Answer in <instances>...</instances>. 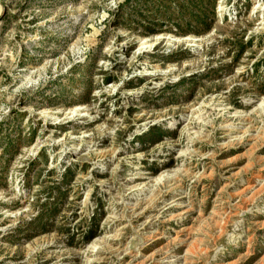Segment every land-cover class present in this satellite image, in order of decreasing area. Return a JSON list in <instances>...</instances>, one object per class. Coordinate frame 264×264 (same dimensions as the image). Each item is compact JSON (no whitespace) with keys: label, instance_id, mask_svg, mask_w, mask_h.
I'll return each instance as SVG.
<instances>
[{"label":"rangeland","instance_id":"1","mask_svg":"<svg viewBox=\"0 0 264 264\" xmlns=\"http://www.w3.org/2000/svg\"><path fill=\"white\" fill-rule=\"evenodd\" d=\"M0 264H264V0H0Z\"/></svg>","mask_w":264,"mask_h":264},{"label":"trees","instance_id":"2","mask_svg":"<svg viewBox=\"0 0 264 264\" xmlns=\"http://www.w3.org/2000/svg\"><path fill=\"white\" fill-rule=\"evenodd\" d=\"M201 2L203 3V0H201ZM198 22L204 23L203 20H199ZM107 82H110V81L108 80Z\"/></svg>","mask_w":264,"mask_h":264}]
</instances>
